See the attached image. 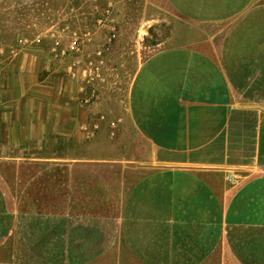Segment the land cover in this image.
Instances as JSON below:
<instances>
[{"label": "crops", "instance_id": "0c3cea01", "mask_svg": "<svg viewBox=\"0 0 264 264\" xmlns=\"http://www.w3.org/2000/svg\"><path fill=\"white\" fill-rule=\"evenodd\" d=\"M125 10L107 27L142 33L121 75L79 54L90 80L59 102L34 80L6 119L0 264H264V0Z\"/></svg>", "mask_w": 264, "mask_h": 264}, {"label": "rangeland", "instance_id": "374dc122", "mask_svg": "<svg viewBox=\"0 0 264 264\" xmlns=\"http://www.w3.org/2000/svg\"><path fill=\"white\" fill-rule=\"evenodd\" d=\"M142 5L144 0H0V90H3L0 118L4 120L0 123V137L4 139L11 128L5 125L6 119L27 117L24 91L32 81L39 87H49L51 92L45 97L59 102L67 93L74 94L76 81L85 84L90 80L89 75L80 80V76L68 73V67L74 68L79 54L108 56L109 66H115L121 75V55L134 47V39L142 32L136 28L138 14L133 16V26L127 29L108 28L110 11L122 12L127 7ZM72 42H77V49L71 48ZM30 57L36 69L34 79L14 70L17 64L26 65ZM82 64L91 67L98 65V61L85 58ZM97 74L94 79L98 83L107 72ZM12 87L19 89L15 94L18 98L9 92Z\"/></svg>", "mask_w": 264, "mask_h": 264}, {"label": "water", "instance_id": "95a60500", "mask_svg": "<svg viewBox=\"0 0 264 264\" xmlns=\"http://www.w3.org/2000/svg\"><path fill=\"white\" fill-rule=\"evenodd\" d=\"M248 106L258 107V108L264 110V104H262V105H259V104H258V105H256V104H251V105H248Z\"/></svg>", "mask_w": 264, "mask_h": 264}, {"label": "built area", "instance_id": "2783aa9c", "mask_svg": "<svg viewBox=\"0 0 264 264\" xmlns=\"http://www.w3.org/2000/svg\"><path fill=\"white\" fill-rule=\"evenodd\" d=\"M77 46H78V44H77V42H72V49H77Z\"/></svg>", "mask_w": 264, "mask_h": 264}]
</instances>
